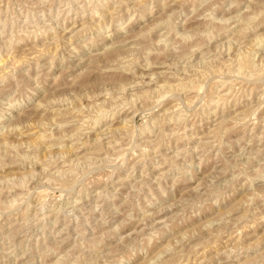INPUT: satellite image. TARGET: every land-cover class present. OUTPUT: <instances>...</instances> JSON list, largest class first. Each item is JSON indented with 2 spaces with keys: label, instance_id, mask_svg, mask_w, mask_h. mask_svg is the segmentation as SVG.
I'll list each match as a JSON object with an SVG mask.
<instances>
[{
  "label": "rangeland",
  "instance_id": "obj_1",
  "mask_svg": "<svg viewBox=\"0 0 264 264\" xmlns=\"http://www.w3.org/2000/svg\"><path fill=\"white\" fill-rule=\"evenodd\" d=\"M0 264H264V0H0Z\"/></svg>",
  "mask_w": 264,
  "mask_h": 264
},
{
  "label": "bare ground",
  "instance_id": "obj_2",
  "mask_svg": "<svg viewBox=\"0 0 264 264\" xmlns=\"http://www.w3.org/2000/svg\"><path fill=\"white\" fill-rule=\"evenodd\" d=\"M43 138V137H42ZM11 203V202H10Z\"/></svg>",
  "mask_w": 264,
  "mask_h": 264
}]
</instances>
